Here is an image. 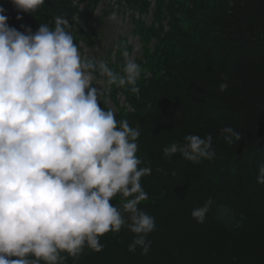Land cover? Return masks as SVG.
I'll return each instance as SVG.
<instances>
[{
	"label": "clouds",
	"instance_id": "1",
	"mask_svg": "<svg viewBox=\"0 0 264 264\" xmlns=\"http://www.w3.org/2000/svg\"><path fill=\"white\" fill-rule=\"evenodd\" d=\"M11 3L20 20L45 0ZM5 11L0 5V264H66L69 257L75 264L86 247L101 251L100 238L122 227L135 234L128 251L139 246L146 255L156 224L139 205L148 199L141 180L151 168L140 167V131L102 107L104 90L95 83L99 76L109 87L130 86L139 98L140 64L127 50L119 71L84 56L63 15L20 31ZM222 135L229 144L241 139L231 126ZM184 141L163 155L196 164L215 158L211 134ZM256 180L264 184V163ZM118 195L120 206L111 203ZM213 203L194 208L193 219L204 223Z\"/></svg>",
	"mask_w": 264,
	"mask_h": 264
},
{
	"label": "trees",
	"instance_id": "2",
	"mask_svg": "<svg viewBox=\"0 0 264 264\" xmlns=\"http://www.w3.org/2000/svg\"><path fill=\"white\" fill-rule=\"evenodd\" d=\"M98 2L45 0L20 20L11 0L0 5L8 24L20 31L21 25L35 31L54 16H65L80 46L81 40L92 45ZM220 7L209 21L213 45L185 47L180 55L175 33L173 51L160 63L162 76L160 69L146 84L138 80L139 98L130 96L135 109L116 116L140 131V167L151 168L141 180L148 199L139 205L155 218L156 228L147 237L150 251L142 254L138 246L129 252L135 234L122 227L100 238L101 251L86 247L75 264H264V184L256 180L264 163V0H228ZM221 83L228 84L224 92ZM227 126L241 139L233 137L229 144L222 135ZM189 134H211L215 158L196 164L179 153L163 155L165 146L183 144ZM209 198L214 203L198 223L191 211ZM123 202L119 195L111 201ZM66 264H74L73 258Z\"/></svg>",
	"mask_w": 264,
	"mask_h": 264
},
{
	"label": "rangeland",
	"instance_id": "3",
	"mask_svg": "<svg viewBox=\"0 0 264 264\" xmlns=\"http://www.w3.org/2000/svg\"><path fill=\"white\" fill-rule=\"evenodd\" d=\"M228 0H137L126 3L119 0H99L95 11L90 36L92 45L79 42L84 56L105 59L109 67L119 71L124 62L123 52L127 50L142 68L144 83L155 76L154 70L167 54L173 51L171 44L175 33L181 38L177 54L182 55L185 47H210L213 38L209 31L210 18L220 11ZM113 11L105 15L107 10ZM115 17V19H111ZM166 37H170L166 39ZM95 47V49H94ZM187 48V49H188ZM218 52L215 53V57ZM117 61V62H116ZM104 90L102 107L111 108L116 116L132 112L130 86L109 87L104 78L97 76L95 82ZM145 83V84H146Z\"/></svg>",
	"mask_w": 264,
	"mask_h": 264
}]
</instances>
